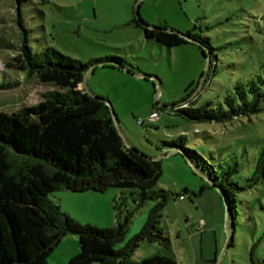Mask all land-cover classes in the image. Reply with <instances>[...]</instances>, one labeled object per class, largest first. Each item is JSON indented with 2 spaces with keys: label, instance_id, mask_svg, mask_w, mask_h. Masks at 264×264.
<instances>
[{
  "label": "rangeland",
  "instance_id": "1",
  "mask_svg": "<svg viewBox=\"0 0 264 264\" xmlns=\"http://www.w3.org/2000/svg\"><path fill=\"white\" fill-rule=\"evenodd\" d=\"M138 5L137 17L135 0L22 1L23 28L15 27L16 33L9 21L14 1L0 0V19L8 20L5 24L0 21V37L4 35L6 41L23 37L34 51L51 46L83 62L110 56L125 60L122 67L115 63L90 67L87 92L110 102L127 147L160 161L161 174L154 190L166 192L164 199L147 198L138 207L126 191L116 187L102 192L62 188L49 198L79 224L108 228L119 223L125 227V239L116 249L141 230L149 209L163 200L156 226L169 238L170 247L144 240L116 264L152 255L169 257L175 264H264V185L247 186L237 193L233 238L227 246V212L218 190L207 186L210 182L182 153H170V146L162 143L186 135L188 146L216 166L237 162L239 172L232 178L241 185L247 183L264 145V102L258 113L223 123L189 122L168 109L195 97L198 104L208 100L217 106L234 93L237 83L264 76V0H140ZM146 25L208 37L215 54L208 77L209 53L204 45L202 49L197 44L161 45L144 36L142 27ZM10 54L0 48V77L19 82L0 91V111L5 112L34 104L45 91L55 88L35 76L18 77L4 67ZM149 76L158 79L159 91ZM153 106L159 117L148 120ZM139 119L146 123H138ZM194 129L206 133L194 134ZM200 217L208 221L205 227H197L195 221ZM78 251V236L69 233L53 247L46 262L67 264Z\"/></svg>",
  "mask_w": 264,
  "mask_h": 264
},
{
  "label": "trees",
  "instance_id": "2",
  "mask_svg": "<svg viewBox=\"0 0 264 264\" xmlns=\"http://www.w3.org/2000/svg\"><path fill=\"white\" fill-rule=\"evenodd\" d=\"M13 1V19L9 21L14 23V29L23 28L20 4L27 0H16L17 4ZM0 21L5 24L8 20L1 17ZM142 29L147 39L167 47L197 44L202 49L204 45L209 53L208 77L215 55L208 37L148 26ZM3 36L0 48L11 52L4 67L18 77L35 76L55 88L45 91L34 104L16 111H0V264H47L53 247L69 233L78 236L79 251L67 264H116L144 240L159 241L169 248V238L156 226L163 200L149 209L141 230L116 249L115 245L125 239V227L119 223L108 228L79 224L49 198V194L62 188L102 192L116 187L126 191L138 207L147 198L164 199L166 196L165 191L154 190L161 174L160 161L127 147L106 100L89 94L83 84L90 67L114 63L122 67L125 60L110 56L83 62L51 46L34 51L26 39H20V34L16 42L6 41ZM18 85V80L10 82L0 77V91ZM263 102L264 76L258 75L257 80L247 84L237 83L234 93L226 95L217 106L208 100L198 104L195 97L171 104L168 112L179 114L189 122L223 123L258 113ZM153 110L159 113L156 106ZM205 133V130L194 129V134ZM162 143L170 146V153H182L210 182L207 186L218 190L226 206L230 233L227 246L230 245L237 193L247 186L264 185V145L247 175V183L241 185L232 178L239 172L237 162L216 166L189 147L183 134ZM125 264H175V261L152 255Z\"/></svg>",
  "mask_w": 264,
  "mask_h": 264
},
{
  "label": "water",
  "instance_id": "3",
  "mask_svg": "<svg viewBox=\"0 0 264 264\" xmlns=\"http://www.w3.org/2000/svg\"><path fill=\"white\" fill-rule=\"evenodd\" d=\"M139 2H140V0L137 1V3H136V7H135V12H136V16H137V17L139 16V12H138V8H139V5H138V4H139ZM146 26H148V25H146ZM148 27L155 28V29H165V30H168V31H174L173 29H168V28L159 27V26H148ZM179 33H180V32H179ZM123 68H124L125 70H127L126 67H123ZM127 71H128V70H127ZM89 72H90V71H87V73L85 74L84 79H83V84H85V88H86V80H87V76H88ZM128 72H130L131 74H133L131 71H128ZM136 76H145V75H143V74H137ZM147 76H148V75H147ZM149 77H151V78L153 77V78L155 79V82H156V85H157V90L159 91V90H160V86H159V81H158V79H157L156 77H154V76H149ZM86 90H87V88H86ZM105 100H106V99H105ZM106 103L108 104V106H109V108H110V111H111L112 116H113V119H114V123H115V125H116V128H117L119 134L121 135L122 138H124L123 133H122V131H121V129H120V125H119L118 118H117V116H116V113H115V111H114L112 105L110 104V102H109L108 100H106ZM164 155H167V154H164ZM226 231H227V233L229 234V226H228V219H227V217H226Z\"/></svg>",
  "mask_w": 264,
  "mask_h": 264
},
{
  "label": "built area",
  "instance_id": "4",
  "mask_svg": "<svg viewBox=\"0 0 264 264\" xmlns=\"http://www.w3.org/2000/svg\"><path fill=\"white\" fill-rule=\"evenodd\" d=\"M158 117H159V113L157 112V110H153V111H151V113L149 114L147 119L148 120H154V119H157ZM138 122L139 123H144L145 121L139 119ZM179 198L181 199L182 196H179ZM202 224H203V220L202 219L196 221V225H197L198 228L201 227Z\"/></svg>",
  "mask_w": 264,
  "mask_h": 264
},
{
  "label": "crops",
  "instance_id": "5",
  "mask_svg": "<svg viewBox=\"0 0 264 264\" xmlns=\"http://www.w3.org/2000/svg\"><path fill=\"white\" fill-rule=\"evenodd\" d=\"M202 219L203 220V227H205L208 223V221L206 220V218L204 217H200L199 220ZM196 222V221H195ZM202 235V234H201Z\"/></svg>",
  "mask_w": 264,
  "mask_h": 264
}]
</instances>
